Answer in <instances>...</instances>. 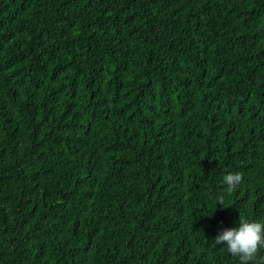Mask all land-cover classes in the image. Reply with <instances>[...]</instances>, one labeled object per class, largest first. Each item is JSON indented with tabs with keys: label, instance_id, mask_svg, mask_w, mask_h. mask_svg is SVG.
Masks as SVG:
<instances>
[{
	"label": "trees",
	"instance_id": "obj_1",
	"mask_svg": "<svg viewBox=\"0 0 264 264\" xmlns=\"http://www.w3.org/2000/svg\"><path fill=\"white\" fill-rule=\"evenodd\" d=\"M240 215L264 0H0V264H240L213 246Z\"/></svg>",
	"mask_w": 264,
	"mask_h": 264
},
{
	"label": "clouds",
	"instance_id": "obj_2",
	"mask_svg": "<svg viewBox=\"0 0 264 264\" xmlns=\"http://www.w3.org/2000/svg\"><path fill=\"white\" fill-rule=\"evenodd\" d=\"M243 182V173H229L223 177L226 191L231 193ZM223 205V196L217 198ZM224 245L227 252L238 257L240 264H255L256 257L264 249V222L249 221L240 215L239 227L223 229L213 240V246Z\"/></svg>",
	"mask_w": 264,
	"mask_h": 264
}]
</instances>
